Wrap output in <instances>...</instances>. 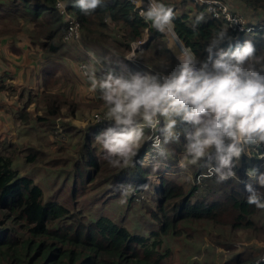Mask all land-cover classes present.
Segmentation results:
<instances>
[{
	"label": "trees",
	"instance_id": "16d2710c",
	"mask_svg": "<svg viewBox=\"0 0 264 264\" xmlns=\"http://www.w3.org/2000/svg\"><path fill=\"white\" fill-rule=\"evenodd\" d=\"M64 1L67 9L80 23L84 45L97 58L111 59L113 67L127 63L124 56L130 50V43L142 40L145 31L149 37L137 50L139 58L136 60L153 71H161L165 65L176 63L167 48L164 35L152 28L150 23H146L129 0H105L104 6L87 15L73 7L71 0ZM238 1L246 9L242 12L250 14L248 11H251L252 14L257 12L260 15V18H250V21L264 22V0ZM163 3L172 7L176 13L173 23L177 35L201 58L206 55L203 52L206 43L221 27L228 29V33L234 38L233 43L251 40L257 55H264V27L249 33H234L224 20L212 19L203 14V6L196 5L194 11L180 13L177 11L178 2ZM200 15L205 19L197 22ZM64 31L65 22L55 8L54 0H0V39L24 33L29 38L30 45L36 47L46 59L42 71L44 90L37 94L40 104L35 107L33 123L44 138H51V142L54 141L56 131L55 119L74 115L83 105L69 95L55 91L67 82L65 74L68 71L61 62L54 59L74 58L68 54L70 49L61 40ZM59 67L65 73L62 76L57 73ZM25 114L21 113L22 124L31 120ZM100 114L104 115L105 112ZM107 125L108 122L104 119L91 121L87 126L91 131L84 132L81 127L63 122L60 124L64 132L75 136L80 160L92 168L94 173L99 171L103 163H100L97 156L95 137ZM175 143L167 145L173 153L179 149L176 146L179 143ZM37 148L31 145L22 148L14 144L0 147V264H165L170 257L168 238L181 235L185 224L205 221L212 226L216 225L218 230L229 233L241 230L257 233L254 228L258 225L255 216L262 209L246 203L249 193L245 191V185L237 187L232 177L222 182H217L216 177L212 179L206 191L208 194L219 192L221 199L211 202L199 198L191 201L194 188L184 190L172 180L161 178L158 188L159 225L158 229L147 236L133 234L106 216L90 221L82 212L70 211L55 199H44L41 184L21 172L24 164L36 163L38 154L43 153ZM147 150L148 142L134 158V167L124 166L119 169L137 176L140 173L148 174L149 167L140 163ZM259 151L264 152V148ZM173 153L169 151V156H174ZM245 162L242 156L235 162L233 171L238 174L241 170L242 174L245 168H254L258 164L257 170L264 172V160L256 158L255 165ZM106 163L108 164L107 161ZM108 166L110 173L117 169L109 164ZM194 166L203 169L201 165L191 164V167ZM249 183L264 194V188L260 187L255 177ZM217 216L224 218L219 221ZM260 254L245 261L237 258L232 264H249Z\"/></svg>",
	"mask_w": 264,
	"mask_h": 264
},
{
	"label": "clouds",
	"instance_id": "9594fccd",
	"mask_svg": "<svg viewBox=\"0 0 264 264\" xmlns=\"http://www.w3.org/2000/svg\"><path fill=\"white\" fill-rule=\"evenodd\" d=\"M85 15L104 6L105 0H71ZM146 23L168 37V49L176 63L161 71L131 70L117 72L109 68L97 76L93 64L81 66L82 75L106 106L108 125L95 141L102 158L112 167H134L141 147L150 142V151L168 158L167 145L184 138L183 159L207 169L206 176L217 182L235 177V162L254 147L264 160V55H257L251 40L233 43L226 27L215 31L206 43L201 58L175 32L176 13L162 0H133ZM208 12L215 14L212 4ZM63 8L65 5L60 4ZM205 17L200 15L197 22ZM230 24L241 23L228 18ZM142 41L141 43H143ZM139 43H132L127 61L139 58ZM89 55L95 59L94 54ZM98 63V61H97ZM149 152L140 160L146 166ZM181 164L180 167H184ZM154 171L157 166H153ZM264 188V172L247 170ZM155 179V177H152ZM248 205L264 209V194L245 184Z\"/></svg>",
	"mask_w": 264,
	"mask_h": 264
},
{
	"label": "rangeland",
	"instance_id": "374dc122",
	"mask_svg": "<svg viewBox=\"0 0 264 264\" xmlns=\"http://www.w3.org/2000/svg\"><path fill=\"white\" fill-rule=\"evenodd\" d=\"M167 1L178 2V4H181L180 6L187 5L182 9L183 11L190 5L188 0ZM225 1L233 11L242 14L248 20H251L254 16L260 18L257 12L253 14L251 11H248L250 14L242 12L246 9L238 0ZM203 14L205 13L203 12ZM64 34L65 31L61 40L70 49L68 54L72 56L80 54L76 60L75 58L71 60L66 57V61L68 63H71V61L79 63L80 60L86 59V51L89 49L84 45L82 39L80 38L79 43L68 42L64 39ZM164 39L168 40L169 38L164 36ZM97 59L100 63L108 66V69L111 67L116 71H125L130 66L139 69H152L136 60L137 58L135 59L137 62L126 60V64L121 66L118 64L116 67L111 65V59ZM62 71V68L57 69V72L61 73L60 76L65 74ZM66 71L68 70L66 69ZM65 75L68 80L71 78L70 73ZM91 93L89 90L87 94ZM97 96L98 102L96 100L91 103L86 102L89 100L87 97L83 99V105L80 108L81 117L75 115L61 116L58 122L81 127L84 132H90L91 130L87 126L91 123L93 116L106 111L103 101H99V94ZM64 118L66 120H63ZM80 121H82V124H80ZM65 133V143L58 140V134L54 135L52 143H48L47 139H43L40 143L44 146L40 148L43 153L38 154L36 163L24 164L21 172L41 184L44 190V199H55L70 211L82 212L90 221L100 216H106L121 224L133 234L147 236L151 231L158 229L159 225L158 204L160 193L158 188L161 178L172 180L182 186L184 190L194 188L191 201L197 198L204 199L206 202L221 199L219 192L208 194L206 191L210 187L212 179L216 176L203 177L202 174L207 173L205 167L202 170L199 166L191 167V164L183 159L184 138H181L179 145L175 143L179 147L177 152L173 153L171 148L168 149L174 156L164 158L157 155L152 157L149 154L146 161L149 173H140L137 176L126 173L127 170L122 171L119 169L124 168L123 165L110 173V167L106 160L102 158V150L96 141L94 146L97 149V156L100 163L102 161L103 163L99 171L94 173L92 168L80 160L75 136L68 132ZM52 147H54V153L50 152ZM172 148L174 147L172 146ZM145 153H143V158ZM243 157L248 165L249 163L255 165L257 164L256 158L260 159L257 150L252 147L247 149V156ZM181 164L185 166L180 167ZM154 165L157 166L155 171ZM258 167L257 164L254 168ZM249 169H251L250 166L245 168L242 174L241 170L238 171V174L235 172L236 178L233 177L232 180H234L237 187L242 188L246 183L253 180L245 174V171ZM152 177H155V179ZM216 218H219V216ZM223 218L224 216H221L218 220L221 221ZM255 219L258 221V225L254 227L257 233L248 230L229 233L228 231L218 230L216 225L212 226L205 221L185 224L182 226L183 232L181 235L168 238L167 244L170 249V257L165 261V264H232L237 258L245 261L255 257L257 254L264 252V209L255 216Z\"/></svg>",
	"mask_w": 264,
	"mask_h": 264
},
{
	"label": "crops",
	"instance_id": "0c3cea01",
	"mask_svg": "<svg viewBox=\"0 0 264 264\" xmlns=\"http://www.w3.org/2000/svg\"><path fill=\"white\" fill-rule=\"evenodd\" d=\"M162 1L164 2L167 0ZM188 2H190V5L185 11H194L196 5H193L189 0ZM185 7H187V5L180 6L179 4L177 11L180 13L185 12L182 10ZM148 37L149 34L145 31L142 40L146 41ZM164 40L166 41L168 48V40ZM88 51L94 53L91 50ZM78 55L80 54L73 55L75 60ZM55 60L61 62L60 64L66 67L71 76L66 83H63V86H61L60 89H55L56 92L69 95L80 103H82L85 97L89 98L86 102L91 103L93 100L98 102V92H93L91 90L89 82L80 73L76 61L68 63L66 59H54V61ZM45 61L46 59H44L41 53L37 51L36 47L30 45L29 38L24 33H19L13 38L8 36L0 39V147L14 144L22 148L28 145L41 148L44 147L40 144L43 139H47L46 141H48V143H52L51 138H44L43 134L35 129L33 123L35 107L40 104V101H37L36 96L44 90L42 71L45 66ZM127 69L140 71L148 70L132 66ZM57 73L60 76L61 73ZM89 90L92 92L91 94H87ZM94 97L95 99H93ZM99 101L102 100L99 98ZM81 107L82 106H80V108ZM80 108L75 112V116L81 117ZM23 112L31 118L26 124H22L20 119L21 113ZM38 113H40V111H38ZM63 120L66 119L64 118ZM80 122V124H82V121ZM57 124L66 136V133L63 131L58 121ZM62 142L65 143V141ZM53 148L54 147L50 150L52 153L55 152Z\"/></svg>",
	"mask_w": 264,
	"mask_h": 264
},
{
	"label": "built area",
	"instance_id": "2783aa9c",
	"mask_svg": "<svg viewBox=\"0 0 264 264\" xmlns=\"http://www.w3.org/2000/svg\"><path fill=\"white\" fill-rule=\"evenodd\" d=\"M129 1L134 4L133 0H129ZM190 1L195 5L203 6V12L209 18L224 20L226 25L228 26V28L234 33H249L255 29H259L261 27H264V22L258 23V22L250 21L245 16H243L242 14H239V13L233 11L231 9L230 5L225 0H217V3H214L211 5V7H213L215 9V14H211L208 12V8H209L208 3H201L200 0H190ZM60 4L65 5V7H63V8L58 7V5H60ZM144 4L146 6L147 0H144ZM54 6L57 9V11L59 12V14L62 16V18L65 22L64 39L67 40L68 42L79 43L80 38H81V32H80L81 27H80V23L77 20V18L67 9L66 3L64 0H54ZM134 6H135V4H134ZM135 9L137 10L138 14L140 15L141 9L137 8L136 6H135ZM229 17H231L233 20H239L241 23H237V24L232 25L229 22V19H228ZM142 41L145 42V40L133 41L130 43V46L134 42L139 43L140 47L138 49H140L144 44V42L141 43ZM89 53H91V52L86 51L87 58L80 60V62L78 63L80 73L82 74V69H81L82 65L93 64L97 68H99V71L96 73L97 76H102L106 71L109 70L108 66L100 63L96 57H95V59H93L89 55ZM97 61H98V63H97ZM132 62H137V61L134 60ZM59 119L60 118L56 119V123ZM103 119H104V115L98 113V114H95L93 116L92 121H99V120H103ZM54 134L55 135L58 134V140L59 141L62 142L65 140V135L61 131L58 124L56 125V131L54 132ZM252 148L255 150L254 147H252ZM146 152H149L152 157H153V155H156V153L154 151H150V142H148V150ZM246 173H247V171H245V174ZM202 175H203V177L206 176L205 173ZM263 263H264V252L262 254H260L256 260L250 262L249 264H263Z\"/></svg>",
	"mask_w": 264,
	"mask_h": 264
}]
</instances>
